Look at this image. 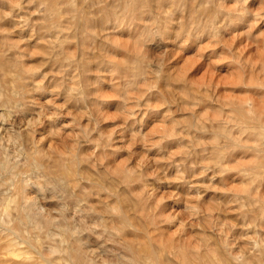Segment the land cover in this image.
Listing matches in <instances>:
<instances>
[{"label":"clouds","instance_id":"clouds-1","mask_svg":"<svg viewBox=\"0 0 264 264\" xmlns=\"http://www.w3.org/2000/svg\"><path fill=\"white\" fill-rule=\"evenodd\" d=\"M0 264H264V0H0Z\"/></svg>","mask_w":264,"mask_h":264},{"label":"rangeland","instance_id":"rangeland-1","mask_svg":"<svg viewBox=\"0 0 264 264\" xmlns=\"http://www.w3.org/2000/svg\"><path fill=\"white\" fill-rule=\"evenodd\" d=\"M6 25H9V26H11L10 24H6ZM25 35H27V33H25ZM32 43H33V45H32ZM31 44H29V45H22V47H24V46H27V47H29V48H31V47H33L35 44V41H33ZM188 59V61H189V63H192V64H194L195 63V60H196V57H194V56H189V54L188 53H181V54H179L178 56H177V60H182V59ZM42 58L41 57H36L34 60H32V61H29L30 63H33V64H38L39 62H40V60H41ZM202 63V62H201ZM196 68H199V64H197L196 65ZM47 70V69H46ZM196 69L194 68L193 69V71H195ZM232 81H230V80H226L225 81V84H230ZM153 131H156V129L155 128H153L152 129ZM235 235V234H234Z\"/></svg>","mask_w":264,"mask_h":264},{"label":"bare ground","instance_id":"bare-ground-1","mask_svg":"<svg viewBox=\"0 0 264 264\" xmlns=\"http://www.w3.org/2000/svg\"><path fill=\"white\" fill-rule=\"evenodd\" d=\"M6 24H9V23H7V22H6ZM5 26H8V27H10L9 25H5ZM34 44H35V43H34ZM32 45H33V43H32Z\"/></svg>","mask_w":264,"mask_h":264}]
</instances>
